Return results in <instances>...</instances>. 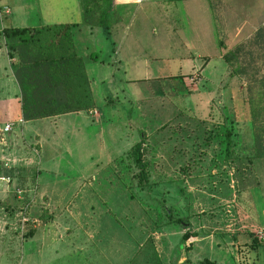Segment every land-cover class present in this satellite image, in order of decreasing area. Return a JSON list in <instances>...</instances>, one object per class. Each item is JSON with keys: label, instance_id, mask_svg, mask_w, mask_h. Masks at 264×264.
Instances as JSON below:
<instances>
[{"label": "rangeland", "instance_id": "rangeland-1", "mask_svg": "<svg viewBox=\"0 0 264 264\" xmlns=\"http://www.w3.org/2000/svg\"><path fill=\"white\" fill-rule=\"evenodd\" d=\"M2 6L9 14L0 16L1 26L64 20L50 0H0ZM148 6L131 7L136 51L124 76L136 80L134 103L121 109L112 95L103 103L107 91L97 86L96 118L81 112L27 125L40 135L39 188L26 202L34 223L22 236L15 231L25 200L0 184V264H156L152 251L159 264H264L257 238L264 234V157H253L246 94L247 83L264 76V0H165L162 11ZM70 17L75 21L73 12ZM73 42L79 55L106 56L90 38ZM87 72L97 79L95 69ZM99 74L105 84L109 73ZM137 130L146 135L143 190L127 155ZM22 167L12 174L27 191L32 170ZM165 210L186 218L194 236L181 240L185 230ZM30 230L35 235L27 238Z\"/></svg>", "mask_w": 264, "mask_h": 264}, {"label": "trees", "instance_id": "trees-1", "mask_svg": "<svg viewBox=\"0 0 264 264\" xmlns=\"http://www.w3.org/2000/svg\"><path fill=\"white\" fill-rule=\"evenodd\" d=\"M261 32L262 29L256 31L252 44H256V40L260 39ZM0 33L7 55L15 56L17 59L12 74L19 90L22 121L90 111L93 108L83 61L75 54L68 25L53 24L38 28L7 27L2 28ZM236 54L238 52L233 56ZM89 59L96 61V56L90 53ZM222 59L229 62V55H222ZM246 94L252 128L253 157L263 158L264 76L257 81L247 83ZM137 133L138 140L127 150V155L137 170L136 186L143 190L148 187L147 164L144 159L146 135L141 130H137ZM222 137L224 154L228 158V148L231 145L230 133L226 131ZM12 173L11 171L4 172L9 176H13ZM165 215L170 222L180 225L185 230L181 240L185 241L194 236L188 231L190 225L186 218H172L168 210H165ZM32 232L30 230L27 236L30 237ZM252 241L255 239L253 238ZM258 243L264 249V238ZM152 258L156 264H159L154 251H152ZM199 264L214 263L203 259Z\"/></svg>", "mask_w": 264, "mask_h": 264}, {"label": "crops", "instance_id": "crops-1", "mask_svg": "<svg viewBox=\"0 0 264 264\" xmlns=\"http://www.w3.org/2000/svg\"><path fill=\"white\" fill-rule=\"evenodd\" d=\"M157 3H156V2ZM55 6L59 8L62 14V19L53 23H43L35 27L24 28H38L44 25L64 24L70 27L71 41L75 54L78 55L84 66L85 75L88 81L89 89L94 103V90L93 87L104 85L107 96L102 98L106 101L111 98L115 101V106L119 105L121 109H125V104L134 103L136 95L135 90L130 86L134 84V81L125 77V70L127 67H131L135 60V35L131 32V25L135 17L132 11V6H139L140 4H149L148 7L152 8L157 6L159 11H162L165 5V0H150L141 2L137 5L128 3L126 0H50ZM160 7V8H159ZM70 12L74 13L75 21L72 22ZM152 15V10H150ZM162 29L167 30L166 16L159 13ZM7 28V26H0V29ZM167 35V33H165ZM81 39L82 37L90 38L94 40L93 44L99 48H103L105 53L104 58L96 56V61L93 63L89 59V54L79 55L76 52V48L73 42V37ZM143 65L145 61L142 62ZM17 64L15 56L9 57L6 53L4 42L0 33V126L2 123L11 121L12 133L6 135L5 143L0 144V157H21L24 152V157L21 160L26 163L24 168H28L29 172L32 170L33 181L36 185V191L39 188V154L40 148V135L37 130L28 131L29 123L37 124L38 122L46 120H55L58 118H64L72 113L62 114L54 117H47L32 121H22V123H16L20 116V98L17 84L13 78V70ZM93 68L96 71L97 79L89 76L88 68ZM97 69V70H96ZM106 71L109 73V79L104 84V80L99 78V72ZM120 71V74H117ZM128 79V80H127ZM145 80V78L143 79ZM81 112L91 113L94 115L89 118L94 119L97 117V112L93 106L90 111L73 112L79 114ZM28 131L29 136H26L24 132ZM130 148V147H129ZM128 148V149H129ZM127 149V150H128ZM25 150V151H24ZM119 151V150H118ZM120 152V151H119ZM33 168V169H32ZM41 198H46V194L42 191L39 195ZM51 219V220H50ZM49 221H53L52 218H48ZM46 222L44 225H48ZM261 229L264 232V221L261 222ZM36 230V229H35ZM35 230L32 232L31 238L35 235ZM45 232H42L43 235ZM264 235V234H263ZM28 238V236H27ZM244 243H247L245 241Z\"/></svg>", "mask_w": 264, "mask_h": 264}, {"label": "built area", "instance_id": "built-area-1", "mask_svg": "<svg viewBox=\"0 0 264 264\" xmlns=\"http://www.w3.org/2000/svg\"><path fill=\"white\" fill-rule=\"evenodd\" d=\"M126 1L128 3L137 5L141 2L150 1V0H126ZM8 14H9V8L7 6L0 7V16L1 15L6 16ZM0 26H1V23H0ZM16 123H22V119H19ZM12 124L13 123L11 122H6L0 128V144L1 145L5 143L6 135L12 131ZM25 164L26 163H24V161L16 157H6V158L0 157V184L4 186L5 188H11V192L17 200H22V201L25 200V203L23 202L20 205L19 209L17 210V215H16V221L18 225L15 231H18L20 236L23 235L25 227L27 226L29 222L34 223V221L31 220L27 216L28 207H27L26 202L32 200V197L35 194L36 187L34 183V185H32V187L28 189L27 191L20 189V187H18V183L15 182L17 181V179L14 176H9V175L4 174V172H7V171L14 172L15 170L21 168V166ZM26 193L28 197L24 196V194ZM257 238L258 240H261L264 238V235H260Z\"/></svg>", "mask_w": 264, "mask_h": 264}]
</instances>
